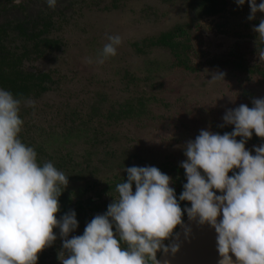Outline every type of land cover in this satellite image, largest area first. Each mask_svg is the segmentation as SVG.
Segmentation results:
<instances>
[{"label": "rangeland", "instance_id": "rangeland-1", "mask_svg": "<svg viewBox=\"0 0 264 264\" xmlns=\"http://www.w3.org/2000/svg\"><path fill=\"white\" fill-rule=\"evenodd\" d=\"M221 1L224 11L198 19L195 0H56L54 8L46 0H16L15 5H29L24 6L27 13L23 17L11 7L6 10L8 15L3 13L8 21L34 18L39 10L51 13L50 38L61 44L60 49L24 63L26 71L51 75L55 85L40 98L31 99L34 106L20 105L23 126L19 135L36 152H49L77 164L84 165L95 153L86 175L90 166L96 170L95 178L88 182L97 187L111 179L98 167L103 148L127 154L139 149L141 162L135 157V165L154 166L162 173L166 164L179 165L186 159V143L196 137L195 129L225 124L222 117L227 110L241 104L251 108L254 99L264 98V81L257 74L231 72L225 67L220 71L225 74L224 82L209 81L218 71L207 68L206 63L232 53L249 67L264 68V60L255 51L264 42L252 30L264 13L248 20L247 0L243 6L235 0ZM5 8L0 0V10ZM178 24L191 26L190 37L197 50L193 59L200 72L177 69L167 49L137 51L144 40ZM116 35L121 38L116 55L97 63L108 37ZM243 90L249 94L244 95ZM129 104L146 108L144 116L117 123L109 119ZM92 140H98L96 145ZM105 140L111 144L107 146ZM249 151L255 155L252 148Z\"/></svg>", "mask_w": 264, "mask_h": 264}, {"label": "clouds", "instance_id": "clouds-1", "mask_svg": "<svg viewBox=\"0 0 264 264\" xmlns=\"http://www.w3.org/2000/svg\"><path fill=\"white\" fill-rule=\"evenodd\" d=\"M235 3L243 6L245 0ZM247 3L248 20L264 13V0ZM46 4L54 8L56 0ZM252 30L264 42V18ZM108 40L97 63L116 55L120 36ZM258 58L264 60V49ZM224 75L212 73L209 81L224 82ZM252 103L226 111L222 119L234 126L230 133L201 130L189 140L180 164L186 183L178 199L190 202L183 213L215 230L218 264H264V143L253 147L255 155L245 148L253 132L264 138V98ZM20 104V98L0 88V264H36L37 254L57 239L54 228L67 253H61V264H160L157 252L179 250L178 243L164 241L177 226L185 237L190 229L183 224L171 178L154 166L127 167V180L116 185L117 198L106 212L94 216L82 235L67 239L78 227L76 213L70 210L59 220L56 213L60 188L68 179L51 162L39 165L35 150L19 138ZM26 104L34 106L30 100Z\"/></svg>", "mask_w": 264, "mask_h": 264}, {"label": "flooded vegetation", "instance_id": "flooded-vegetation-1", "mask_svg": "<svg viewBox=\"0 0 264 264\" xmlns=\"http://www.w3.org/2000/svg\"><path fill=\"white\" fill-rule=\"evenodd\" d=\"M6 1V2H5ZM44 3V0H41ZM61 1V0H59ZM2 2L6 5L5 8V14L8 15L9 8L13 7L16 10V13H19L25 16L27 13L25 11V7L27 4H19L15 5L14 3L16 0H2ZM24 2H29V0H24ZM29 6V5H27ZM45 7V6H44ZM197 7V17L198 19L203 18L200 14H198V6ZM20 10V11H19ZM38 15H36L34 18H27L25 20L21 21H8L7 16L6 18L3 16L4 20L2 23H23V22H34L37 23L40 19H47L48 21L51 22V13H43V10H39L36 12ZM207 18V17H205ZM1 22V21H0ZM29 27H32L31 24H27ZM178 27H184L186 28L187 35L189 40L191 41V48L193 50V55L191 54L190 58L187 60V64L193 68L192 70H189L188 68L180 67L177 65L176 59L170 52L168 48L165 47H150V49L157 48V49H163V50H168L171 54V57L173 58V65L177 69H181L187 72L191 73H196L202 71L201 67L199 64H195L194 57L195 53L197 54V50L194 49L193 44H192V39H191V26L189 24L185 25H175L173 28L170 30L161 33L158 37L162 35H167L172 33L174 30H176ZM51 30V29H50ZM158 37L152 38L156 39ZM150 40V39H149ZM176 42H182L184 41L183 37H177L174 39ZM148 41L144 40L141 42L143 44L142 48H138V52L142 53V49L144 48L145 42ZM234 54V53H233ZM230 55V54H229ZM228 55V56H229ZM227 56V57H228ZM229 59L231 60H237L240 61L241 59L237 58V56H232ZM223 61V58H216V59H211L208 63H206L207 68L214 69L215 71H223L226 70L225 67L231 71V72H236L237 70L231 69L225 65H223L221 62ZM217 63V64H214ZM246 63V62H245ZM29 72V71H26ZM35 73V72H32ZM238 73H245V72H238ZM247 75V72L245 73ZM256 75V74H255ZM53 82V79H51ZM55 85V83H50L49 87L52 88ZM246 92V93H245ZM244 95H248L249 91L243 90ZM23 104V103H22ZM21 105V104H20ZM128 106H133L132 104L127 105L124 108H121L120 111H117L113 114L110 115L109 119H111L113 122L117 123L120 121L124 120H129V118H135L132 116L129 117H118L122 116L121 112L125 109H127ZM144 112H146V108L144 109ZM144 116V115H143ZM140 118V117H138ZM234 126L233 125H225V124H217V125H210V126H203L200 128L195 129L194 136L196 133V136L199 134L201 130H208L213 133L221 134L223 135L225 132L230 133L233 130ZM257 137L255 133L253 132V135L251 139L247 140L245 143V148L246 150H249L250 148L253 149L254 146L258 147L260 144L256 141L253 140ZM238 141L240 140V137L236 138ZM98 142V140H95V142L92 140V144L96 145L94 143ZM107 142V140H105ZM111 144L110 141L107 142V146ZM139 149H136L135 152H132L131 154H127L126 152H123L120 149H112V150H106V148L101 149L98 160V167H101L104 169V174L106 177L111 178L109 181L106 180V182L103 184V186L97 187L94 183H89L88 180H93L95 178V173L96 170L92 169L90 166L89 168V173L86 175L88 172V162H92L93 159H95V153H93L91 156L92 158L89 160H85V164H77L74 162H71V159H59L55 157L54 155L49 154V152H41L40 154L37 155V160H39V165H42L43 163L46 162H51L53 165L63 174L67 177L68 179V184L66 187L61 186L60 191L61 194L58 197V203H59V211L56 213V217L59 220L61 216L64 214L68 213L70 210H74L76 213V219L78 221V227L74 232L69 233L67 239H71L73 236H79L83 234L84 228L88 222L91 221V219L98 215V214H103L107 210V206L113 202V199L117 198V192H116V185L118 183H121L122 181L127 180V172L125 169L127 167L131 166H137L135 165V160L138 162H141L140 157L141 154L138 153ZM90 156V153L88 154ZM135 157H137L135 160H133ZM139 160V161H138ZM186 160V159H185ZM62 162L63 165L61 164ZM70 162V163H69ZM181 164V162H180ZM180 164L177 166L166 164L164 166V174H167L173 181H172V188H174L176 198L178 200V203L180 204L181 210H182V221H186L188 219L187 214L183 213V209L185 207H190V202L187 201H179V195L183 191V184L186 183V177H185V172L182 167H180ZM61 166V167H60ZM107 170V171H106ZM106 171V172H105ZM163 172V170H162ZM83 173V174H82ZM229 176L232 175V172L228 173ZM71 188H77L74 192H72L73 189ZM133 191H135V186L133 185ZM217 194V193H216ZM219 194V193H218ZM115 231V229H113ZM54 234L57 236V239L53 242V244L49 247L44 248L41 252L37 254V262L36 264H61L60 259L63 258V255L61 254L62 252L65 253V256H67L66 251L62 248V238L60 237L59 229L54 228L53 229ZM165 242V241H164ZM61 254V255H60ZM60 255V256H59Z\"/></svg>", "mask_w": 264, "mask_h": 264}, {"label": "trees", "instance_id": "trees-1", "mask_svg": "<svg viewBox=\"0 0 264 264\" xmlns=\"http://www.w3.org/2000/svg\"><path fill=\"white\" fill-rule=\"evenodd\" d=\"M195 1V4L198 6V14L203 18L217 15L225 9V2L221 0ZM4 12L5 10H0V18L5 17ZM2 22H0V88L8 90L14 97L20 98L21 104L31 99H38L51 90L49 87L50 83H53L51 75L26 72L24 63L29 59L40 58L48 51L60 49V42L50 38L52 24L47 19H42V21L40 19L37 23L23 22L13 23L12 25L11 23ZM27 24H31L32 27H29ZM177 37H183L184 41L176 42L174 39ZM187 37L186 28L178 27L170 34L146 41L144 47L168 48L176 59L178 66L192 70L193 68L187 64V60L191 54L193 55L190 45L191 41ZM255 47V51L257 52L264 49L263 45H256ZM232 56H234L233 53L223 59L221 62L224 63L222 64L237 70V72H247L250 75L257 74L264 81L263 66L256 65L249 67L242 59L240 61L229 59ZM121 113L124 115L118 117L132 116L138 118L142 117L145 112L143 106L140 105L138 107L128 106ZM19 138L25 145L32 148L35 147L30 144L28 145L22 136L19 135ZM253 140H256L259 144L264 143V138L255 137ZM33 149L36 152V149ZM36 154L38 155L40 152L37 151ZM37 161L39 163V160ZM63 163L61 164L63 165Z\"/></svg>", "mask_w": 264, "mask_h": 264}, {"label": "water", "instance_id": "water-1", "mask_svg": "<svg viewBox=\"0 0 264 264\" xmlns=\"http://www.w3.org/2000/svg\"><path fill=\"white\" fill-rule=\"evenodd\" d=\"M220 217H218L219 221ZM190 229L185 237V230L180 226L174 229V236L166 240L165 244L178 243L179 250L172 254L157 252L156 257L160 264H218L220 259L216 247V233L209 225H200L195 220L183 222ZM178 234V237L175 235ZM231 256L232 254L229 253ZM235 262V257L232 256Z\"/></svg>", "mask_w": 264, "mask_h": 264}]
</instances>
